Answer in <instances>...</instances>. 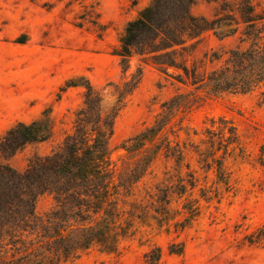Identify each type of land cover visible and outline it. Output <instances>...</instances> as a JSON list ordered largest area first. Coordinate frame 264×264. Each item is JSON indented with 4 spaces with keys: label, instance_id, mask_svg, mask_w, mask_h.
Wrapping results in <instances>:
<instances>
[{
    "label": "rangeland",
    "instance_id": "374dc122",
    "mask_svg": "<svg viewBox=\"0 0 264 264\" xmlns=\"http://www.w3.org/2000/svg\"><path fill=\"white\" fill-rule=\"evenodd\" d=\"M152 3L0 0V189L19 188L22 196L31 186L28 179L51 167L53 154L62 151L67 137L75 132L87 82L97 90L106 88L104 94L109 98L114 90L108 87L110 83L131 80L141 70V81L127 98L109 141L117 169L134 166L135 159L130 160L124 148L126 141L154 123L162 105L178 88L192 90L138 57L132 59L126 72V65L116 55L128 23ZM251 3L257 12L264 11V0ZM240 7L236 0H195L191 13L212 21L220 16H239ZM235 44L234 38L220 42L208 33L192 43L184 59L190 68L204 74L215 67L205 60L206 53ZM72 81L79 86L67 87ZM39 119L54 124L49 140L26 145L11 155L1 151L13 127ZM222 120L234 126L239 136L224 160L225 179L211 160V169L199 162L201 152L210 150L208 131L217 130ZM179 125L169 136L173 146L179 143L185 153L182 164L162 151L138 184L134 198L144 199L151 207L157 186L168 182L177 185L193 175L196 187H189L181 199L172 197L171 215H181L173 216L170 225L160 226L155 219L149 226L138 224L137 233L121 243L118 254L92 249L80 259L63 264H151L147 254L157 248L162 251L158 264H264V245H251L246 239L264 224V87L247 94L203 98L181 116ZM222 153L217 152L216 157ZM12 175L24 179L25 184L15 185ZM50 180L47 171L37 185H49ZM186 199L198 201L201 214L191 226L177 229L176 222L185 218ZM53 205V194L47 191L38 198L36 210L44 215ZM173 246L183 247V253L172 254Z\"/></svg>",
    "mask_w": 264,
    "mask_h": 264
},
{
    "label": "trees",
    "instance_id": "16d2710c",
    "mask_svg": "<svg viewBox=\"0 0 264 264\" xmlns=\"http://www.w3.org/2000/svg\"><path fill=\"white\" fill-rule=\"evenodd\" d=\"M236 1L241 5L239 16H220L211 21L192 15L195 0H153L136 20L128 23L116 50L126 72L132 59L138 57L192 90L178 88L162 105L154 123L126 141L124 148L128 158L135 159L134 166L118 170L111 159L109 141L115 121L139 85L142 72L131 80L110 83L108 87L114 90L109 98L104 94L106 88L97 90L87 82L75 132L67 137L63 150L53 154L51 167L31 176V186L22 196L19 188L0 189V264H63L80 259L92 249L118 254L121 243L137 233L138 224L149 226L155 219L160 226L170 225L173 216L181 215L177 212L172 216L169 207L174 195L181 199L189 187H196L193 175L177 185L168 182L157 186L151 207L144 199L134 198L135 190L162 151L182 164L185 153L179 143L173 146L169 133L175 134L181 116L199 100L225 93L247 94L264 87V11L257 12L252 0ZM208 33L220 42L234 38L236 44L206 53L205 60L215 67L199 74L187 65L184 56L194 41ZM78 86L75 81L67 84ZM222 124L208 131L210 150L201 152L199 162L211 169V160L225 179L224 160L239 136L228 121L222 120ZM53 132L54 124L45 119L19 123L5 136L1 151L14 154L26 145L49 140ZM220 151L222 156L217 158ZM47 171L51 184L37 185ZM11 182L25 184L15 175ZM47 191L53 194L54 205L41 215L36 206ZM183 209L185 218L176 222L177 229L191 226L201 214L196 200L186 199ZM246 239L251 245H264V224ZM183 251V247H171L172 254ZM161 256L160 248L147 254L151 264H158Z\"/></svg>",
    "mask_w": 264,
    "mask_h": 264
}]
</instances>
